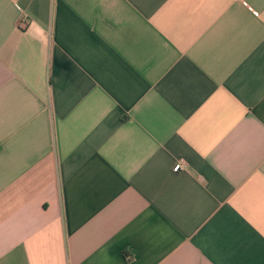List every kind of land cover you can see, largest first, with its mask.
Segmentation results:
<instances>
[{"label":"crops","instance_id":"obj_1","mask_svg":"<svg viewBox=\"0 0 264 264\" xmlns=\"http://www.w3.org/2000/svg\"><path fill=\"white\" fill-rule=\"evenodd\" d=\"M0 264H264V0H0Z\"/></svg>","mask_w":264,"mask_h":264},{"label":"built area","instance_id":"obj_2","mask_svg":"<svg viewBox=\"0 0 264 264\" xmlns=\"http://www.w3.org/2000/svg\"><path fill=\"white\" fill-rule=\"evenodd\" d=\"M21 23H22L23 25H25V24H26V21L23 19V20L21 21ZM185 167H186V163H185L183 160H179V161H178L177 163H175V165L173 166V172H179V171L185 169Z\"/></svg>","mask_w":264,"mask_h":264}]
</instances>
